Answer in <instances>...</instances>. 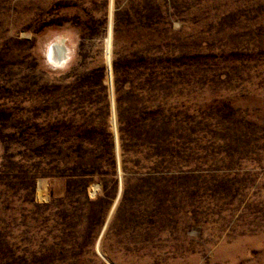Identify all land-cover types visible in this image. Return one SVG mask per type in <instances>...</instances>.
Here are the masks:
<instances>
[{
    "label": "rangeland",
    "instance_id": "obj_1",
    "mask_svg": "<svg viewBox=\"0 0 264 264\" xmlns=\"http://www.w3.org/2000/svg\"><path fill=\"white\" fill-rule=\"evenodd\" d=\"M0 264H264V0H0Z\"/></svg>",
    "mask_w": 264,
    "mask_h": 264
},
{
    "label": "bare ground",
    "instance_id": "obj_2",
    "mask_svg": "<svg viewBox=\"0 0 264 264\" xmlns=\"http://www.w3.org/2000/svg\"><path fill=\"white\" fill-rule=\"evenodd\" d=\"M48 54L49 57L52 59V61L55 62L56 64L65 62L66 59L68 58V52L66 48H64L62 45L58 43H53L50 46Z\"/></svg>",
    "mask_w": 264,
    "mask_h": 264
}]
</instances>
